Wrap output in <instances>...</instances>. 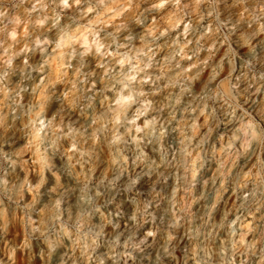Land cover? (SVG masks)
<instances>
[{"label": "clouds", "instance_id": "obj_1", "mask_svg": "<svg viewBox=\"0 0 264 264\" xmlns=\"http://www.w3.org/2000/svg\"><path fill=\"white\" fill-rule=\"evenodd\" d=\"M0 264H264V0H0Z\"/></svg>", "mask_w": 264, "mask_h": 264}]
</instances>
